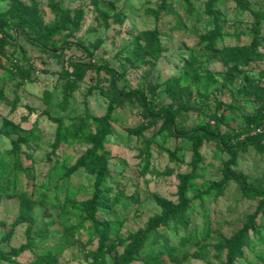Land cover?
Returning <instances> with one entry per match:
<instances>
[{"label": "rangeland", "instance_id": "1", "mask_svg": "<svg viewBox=\"0 0 264 264\" xmlns=\"http://www.w3.org/2000/svg\"><path fill=\"white\" fill-rule=\"evenodd\" d=\"M248 46L246 65L219 53ZM102 66L157 99L154 116L120 102L99 137L114 101ZM258 87L264 0H0V264H103L79 226L95 174L65 176L95 141L105 264H264V198L244 190L264 191ZM208 129L198 149L183 135ZM175 208L187 216L164 226Z\"/></svg>", "mask_w": 264, "mask_h": 264}, {"label": "trees", "instance_id": "2", "mask_svg": "<svg viewBox=\"0 0 264 264\" xmlns=\"http://www.w3.org/2000/svg\"><path fill=\"white\" fill-rule=\"evenodd\" d=\"M257 17V25L259 23V15ZM256 25V26H257ZM56 32L53 28H48L46 34L52 35V33ZM219 53L223 56L224 59L231 58L236 60H242L243 64H248L252 58H255L257 55V51L255 48L246 47L243 52L240 50H232V51H219ZM244 53V54H241ZM232 54V57L229 55ZM88 68L93 67L92 65H85ZM105 69L109 75V83L111 86V90L113 92L114 101L108 108L106 115L102 118L101 123L99 126V137L103 136L109 130V120H111V112L120 102L131 100L137 102L139 107L144 111V113L150 117H153L155 114V109L159 106L157 99L151 98L148 99L147 95L140 90H126L124 87H119L117 84V73L110 69L108 66L99 67V69ZM258 90L264 96V88L258 87ZM264 117V102L261 105ZM169 109H163L162 113L169 115ZM262 117V118H263ZM171 118V117H170ZM2 130L0 129V132ZM188 139L192 141V144L196 149L200 146L202 140L204 138L211 139L213 138V132L211 129L208 130H201V131H188L183 133ZM64 131H62L59 135V138H63ZM264 137V131L259 134V138ZM14 143H18L15 139H13ZM99 142L95 141L94 144L86 149L76 160L74 165L67 169L65 176L69 179L72 175L82 172L88 171L90 173H94V181H93V193L90 198L86 200L85 207H84V217L79 223V226H83L85 221L90 222L91 228L89 231H93V235L97 236L98 238V247L95 251H92L91 255L96 262H101L103 264L106 261L111 259V253L115 251L114 242L105 243V231H101V228L104 224V221L97 216V212L101 211L103 213L108 211V198L104 195L105 192L103 191L101 184L108 176V169L106 168L105 157L103 154L98 152L99 149ZM21 166V164H19ZM186 179V178H185ZM247 192V195H259L264 198V191L259 190L255 187H250L248 189H244ZM187 214L184 212L183 208H175L169 211H166L165 214L161 218V223L164 226L172 224L174 228L178 227L181 223L182 218L186 217ZM254 232L257 234V237L261 236V231L259 229H255ZM186 238V237H184ZM135 245H132L130 250L134 248ZM229 247L232 252H235L237 249V242L232 240L229 242ZM165 249L159 248V253L166 252ZM45 259H41L38 262H42Z\"/></svg>", "mask_w": 264, "mask_h": 264}, {"label": "built area", "instance_id": "3", "mask_svg": "<svg viewBox=\"0 0 264 264\" xmlns=\"http://www.w3.org/2000/svg\"><path fill=\"white\" fill-rule=\"evenodd\" d=\"M258 131H264V123H263V126L260 128L257 129Z\"/></svg>", "mask_w": 264, "mask_h": 264}]
</instances>
